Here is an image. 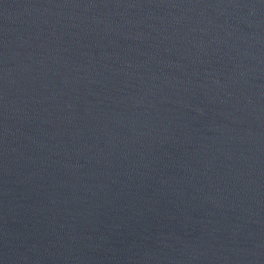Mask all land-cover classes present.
Wrapping results in <instances>:
<instances>
[{
	"label": "water",
	"instance_id": "water-1",
	"mask_svg": "<svg viewBox=\"0 0 264 264\" xmlns=\"http://www.w3.org/2000/svg\"><path fill=\"white\" fill-rule=\"evenodd\" d=\"M0 264H264V0H0Z\"/></svg>",
	"mask_w": 264,
	"mask_h": 264
}]
</instances>
